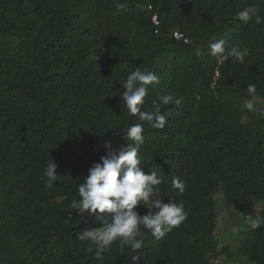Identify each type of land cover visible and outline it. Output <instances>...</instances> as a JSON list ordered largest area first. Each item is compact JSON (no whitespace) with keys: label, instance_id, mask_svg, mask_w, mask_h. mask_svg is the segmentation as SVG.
Returning <instances> with one entry per match:
<instances>
[{"label":"trees","instance_id":"obj_1","mask_svg":"<svg viewBox=\"0 0 264 264\" xmlns=\"http://www.w3.org/2000/svg\"><path fill=\"white\" fill-rule=\"evenodd\" d=\"M253 4L264 15V0H0V264H213L215 194L242 215L261 201L264 216V117L242 119L250 83L264 100V25L237 18ZM219 39L247 47L244 61L218 64L208 45ZM136 68L159 77L142 110L162 94L181 100L161 106L162 129L124 105L119 81ZM132 123L144 124L142 169L157 171L162 201L182 203L188 217L160 239L145 230L136 253L117 241L98 260L77 239L97 216L70 202L106 144L131 142ZM50 158L59 175L46 189ZM174 177L186 181L183 194ZM245 254L264 264V226Z\"/></svg>","mask_w":264,"mask_h":264},{"label":"clouds","instance_id":"obj_2","mask_svg":"<svg viewBox=\"0 0 264 264\" xmlns=\"http://www.w3.org/2000/svg\"><path fill=\"white\" fill-rule=\"evenodd\" d=\"M237 18L247 24L253 21L256 25H264V15L253 4L237 13ZM187 42V41H186ZM210 54L217 57L218 64H224L231 58V62H243L248 55L247 47L233 46L225 48V40L219 39L208 45ZM126 79H121L122 98L130 116H135L141 122H147L154 129H162L167 122V115L161 110L162 105H180L181 100L173 94H162L152 101L154 108L142 110L145 98L149 95L148 86L159 83V77L148 68H136L127 72ZM249 98L242 105V109L264 117V100L257 91V86L250 83L247 87ZM144 124L132 123L126 130L130 143H124L119 148H112L106 144V154L94 162L88 169L82 182L76 185V196L70 202V209L78 214H96L99 226L85 227L77 235L81 242L90 241L95 245V255L103 260V253L114 242L119 243L121 250L128 248L132 253L140 250L144 244L145 230L156 239L162 238L173 228L179 227L188 217L182 203H164L160 198L161 192L157 186L162 183V177L156 170H149L146 174L142 169V160L138 153L145 143ZM57 164L50 158L43 176L44 187L54 188L58 180ZM172 188L183 194L186 181L174 177ZM147 209L145 214L138 212V207ZM111 214L105 216L103 214ZM246 222L252 230L264 226V216L249 215ZM134 260L138 257L133 256Z\"/></svg>","mask_w":264,"mask_h":264},{"label":"rangeland","instance_id":"obj_3","mask_svg":"<svg viewBox=\"0 0 264 264\" xmlns=\"http://www.w3.org/2000/svg\"><path fill=\"white\" fill-rule=\"evenodd\" d=\"M134 33L132 30L131 34ZM255 113L244 109L242 119L245 122H252ZM216 210L215 234L218 241L217 262L214 264H248L249 261L245 254V243L252 238V229L246 222V217L235 211L225 200L221 192L214 195ZM263 203L257 201L253 212L250 214L255 217L259 214ZM226 246V252L222 247Z\"/></svg>","mask_w":264,"mask_h":264},{"label":"built area","instance_id":"obj_4","mask_svg":"<svg viewBox=\"0 0 264 264\" xmlns=\"http://www.w3.org/2000/svg\"><path fill=\"white\" fill-rule=\"evenodd\" d=\"M151 6H149L148 5V8H150ZM151 20H152V22L154 23V25H158V19H157V16H156V14H153L152 15V17H151ZM155 32L157 31V29H155L154 30ZM173 37L175 38V39H178V40H183V41H189V39L186 37V36H184V34L183 33H181V32H179V31H174L173 32ZM217 74V73H216ZM213 264L215 263V262H217V259L215 258L213 261Z\"/></svg>","mask_w":264,"mask_h":264}]
</instances>
